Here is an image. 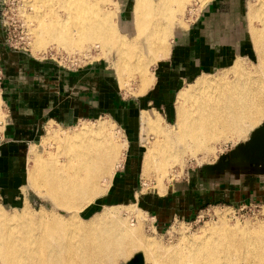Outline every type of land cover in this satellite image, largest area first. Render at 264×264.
<instances>
[{"label": "bare ground", "instance_id": "bare-ground-1", "mask_svg": "<svg viewBox=\"0 0 264 264\" xmlns=\"http://www.w3.org/2000/svg\"><path fill=\"white\" fill-rule=\"evenodd\" d=\"M24 1L36 12L32 20L38 47L53 42L69 54L74 50L81 53L102 39L103 48L118 53L116 74L123 88L138 77L144 93L155 80L150 66L169 54L176 25L165 20L171 13L163 9L168 0H136L132 39L117 34L107 0ZM60 10L67 15L57 14ZM260 15L262 28L253 30L256 59L251 70L238 60L220 77H199L179 91L172 125L156 111L143 112V128L157 136L143 158L147 175L155 170L160 177L164 162L178 163L186 155L196 158L214 151L216 144L244 139L264 119V7ZM112 133L102 123L97 128L84 126L65 137L49 134L44 143L54 140L66 146L65 161L59 162L54 155H37L27 183L34 190L44 187L54 210L70 212V220L54 211L48 220L35 223L24 212L28 221L23 227L17 222L20 216L0 215V264H118L134 252L142 253L148 264H264V221L234 227L221 223L220 229H202L194 238L185 237L172 247L146 238L140 225L120 217L115 207L101 216L95 211L90 214L88 217L100 218L95 223L80 222V211L106 192L114 168L119 166L125 145Z\"/></svg>", "mask_w": 264, "mask_h": 264}, {"label": "rangeland", "instance_id": "rangeland-1", "mask_svg": "<svg viewBox=\"0 0 264 264\" xmlns=\"http://www.w3.org/2000/svg\"><path fill=\"white\" fill-rule=\"evenodd\" d=\"M99 1L102 2L103 0ZM107 1L111 5H108L106 9L112 11L110 21L111 24L113 23L112 25L116 26L117 34L122 38L128 39L131 37L130 39H132V32L135 26L134 18L131 29L132 31L128 30L125 33L120 30L121 25L119 20L124 22L129 19V12L133 5V0ZM153 1L157 2V0ZM159 1L161 0H158V2ZM191 1L192 0H168V4L165 3L166 5L163 9H167L171 12L168 15L169 17L165 18V20L173 21L172 23L176 25L174 30L176 28L178 29L179 27L183 28L186 26L183 18L185 17V11L191 4ZM199 1H201L204 5L209 0ZM257 1L258 0H250L241 13V26L243 31H246L250 25L248 18L250 4H256ZM195 7L198 8L199 6L196 5ZM56 13L60 14L62 17L67 15L63 10L57 11ZM194 16L195 14L192 15V17ZM32 19H36V12L31 6L26 4L24 0H1L0 35L2 37L3 45L9 49H13V46H16L14 50L25 51L27 53H31L32 55H36V57L50 60L67 70L94 67L97 70V102L98 104H106L108 107L106 113L96 115L92 118L82 119L68 127L56 126L51 122L45 124L38 138L32 142L34 149L32 150L31 155H29V150L26 156V165L24 170L25 177L20 190L21 194H19L14 203L4 201L0 198V215L4 214L12 218L20 216L22 219L17 222H22L21 226L24 225L23 227L27 226V223L24 222L28 221L25 220V215H22L24 212H28L35 223H38L40 220H48L49 216L54 211L64 216L67 220H70V212L65 213L62 210H54L53 205L47 198L46 192H44L46 190L44 187L43 188L45 190L43 188H41V191L39 190L40 188L34 190V188L27 183L28 172L34 169L37 155L38 158L43 154L51 156L54 155L58 161L60 159L59 162L63 163L65 161L64 152L66 151V146L61 145L58 142L56 143L54 140H51L46 144L44 143V146L42 144L43 138L47 136L49 126H51L49 134L53 133L65 137L67 135H72L84 126L97 128L100 124L106 123L113 130L112 135H114L119 142L124 143L125 145L123 153L119 159L120 163L118 162L119 166L114 168L112 177L116 172H119L121 164L125 161L128 162V175L131 183L127 186H129L131 190L130 192H127L126 195L128 196L125 198L113 199V197L109 195L110 186H108L106 192L102 196L95 198L89 206L80 211L79 215L82 218V220L78 219L80 222L95 223L100 218L94 217V215L88 217L90 214L95 211L94 214H96V216H101V214L106 213V211L108 212L110 208L115 207L114 211H119L118 213L120 217L130 221L131 224L136 226L140 225L146 238L155 240L158 243H161L162 246L172 247L179 245L181 240L185 237L194 238L195 235L202 229L205 230L211 227H217L220 229L219 225L221 223H224L229 227H234L236 224L239 226L247 224L253 226L256 223L264 221V194L262 195L264 192V157H255L256 159H250L247 160V162L243 159L235 160L234 162L237 161V163H245L248 165V162H250L252 165V167L240 165L235 168L233 166L234 162L228 158L229 152L236 146V144L246 140L250 131L256 128L262 121L249 130L244 139H239L236 142L227 141L216 144L214 145V151L202 152L196 158L186 155L183 156L178 163L175 162L174 164H171L170 161L164 162L165 174L163 173L160 177L158 173H155L157 172L155 170L152 172L150 171L147 175L143 168V158L149 146L156 142L157 136L154 131H148L146 128H144V133L142 134L141 116L143 112L156 111L163 117L165 123L172 125L176 120L177 95L179 91L194 83V81L197 80H194L196 77L190 78L189 80L178 81L177 83H173L172 80L171 83L160 82V74L161 72L164 73V70L161 69V67L162 64H165L164 62L167 59V56L163 59L157 60L155 64L153 63L150 66V71L155 75V80L153 85L150 86L144 93L138 84V77H136L134 81L132 80L128 86L123 88L120 85V81L117 76L118 72L116 74L118 53L115 49L103 48L102 39L95 41L89 49L82 51L81 53L78 50H74L72 54H69L61 47H58L55 43L53 44V42H47L44 44L45 47L40 48L36 45V37L34 35L35 27ZM254 25L258 28L261 26L258 21H254ZM23 34H25L26 39H23L22 42L20 38ZM245 37L247 40V33H245ZM254 58V54L251 52L250 55L242 58V62L248 69L251 70L253 66L251 64H253L254 61L252 60ZM229 65L224 68H215L207 73L212 74V76L220 77L226 73V70L230 69ZM223 69L225 70L222 71ZM104 78L110 83H104ZM169 79L170 78H168V80ZM129 106L131 110L129 109ZM126 115L134 118L136 122L135 132L132 137H128L124 132V128L119 124V118L123 116L125 117ZM47 126L48 128L46 129ZM52 129H65L67 131L58 132ZM257 152L260 154L261 149ZM258 153H256V155H259ZM126 162L124 164H127ZM217 163L227 164L225 167L226 169H223L219 176L215 175L216 172L214 175H211L212 173L207 174L206 170L202 171L201 169L207 165ZM215 176L218 178L231 177L234 179H237L240 176H251L252 180L257 181L258 185L261 187L259 189H256L257 187H255L252 192L249 190L250 193L246 192L242 195L240 200L234 204L228 202L211 203L208 205L204 204L195 216H198L199 221H184L177 218L166 225L157 226L158 224L156 223L154 214L147 210L143 205V199L145 200L147 195L151 197L165 196L175 187L182 186L183 182L187 181L190 183L193 178L200 179L201 177H204V181H215L214 179L217 178ZM253 186H256V184ZM132 191L135 193L133 194V197H131ZM255 193L256 196L254 197L253 195ZM17 222H14V224ZM34 222H31L30 225H34ZM186 223H188V225ZM33 228L35 230V227ZM207 236L208 235H206V237ZM135 253L138 252H134V254ZM139 254L142 256V264H148L144 261L143 254ZM132 256L133 255H131V257ZM126 261L119 262L118 264H124Z\"/></svg>", "mask_w": 264, "mask_h": 264}, {"label": "crops", "instance_id": "crops-1", "mask_svg": "<svg viewBox=\"0 0 264 264\" xmlns=\"http://www.w3.org/2000/svg\"><path fill=\"white\" fill-rule=\"evenodd\" d=\"M247 1L209 0L203 5L199 0H192L191 4L199 2L197 4L199 7L196 10V7L194 9L187 7L183 18L186 26L175 29L168 57L161 67L164 73L160 74V82L171 83L172 80L173 83H177L199 75V77L212 75L204 73L215 68H224L233 61L229 67L231 68L234 63L247 57L251 52L254 54L255 58L252 60L254 61L256 50L253 30L262 28L263 18L260 9L264 7V0L250 4L248 12L250 25L248 30L243 31L241 13ZM135 2L136 0H133L129 19L124 22L118 19L120 30L124 33L132 31ZM192 10L197 13L193 19ZM254 21H258L261 26L256 27ZM246 32L249 41L246 40ZM33 55L6 48L0 35L2 100L7 110V124L0 143V198L12 203L21 194L28 151L30 150L31 155L34 149L32 142L38 138L44 125L51 122L56 126L68 127L82 119L106 113L108 107L97 102V70L94 67L67 70L50 60ZM103 82L108 81L104 78ZM119 124L124 128L126 135L132 137L135 132V119L126 115L119 118ZM141 129L143 134L142 122ZM50 130L51 126L47 136ZM47 136L42 140L43 146ZM244 160L247 162V159ZM124 163L109 182V195L113 199H123L131 190L127 186L131 183L128 175L129 164ZM248 163L247 165L236 161L233 166L252 167L251 163ZM201 169L204 171V167ZM214 180L204 181V177L193 178L190 183L183 182L182 186L175 187L165 196L147 195L145 200L143 199V205L154 214L157 226H162L177 218L191 221L204 204L220 202L234 204L246 192L250 193L255 187L256 189L261 187L251 176H240L237 179L217 177ZM254 184L256 186H253ZM131 194L133 197L134 191ZM253 196L255 197L256 193Z\"/></svg>", "mask_w": 264, "mask_h": 264}, {"label": "water", "instance_id": "water-1", "mask_svg": "<svg viewBox=\"0 0 264 264\" xmlns=\"http://www.w3.org/2000/svg\"><path fill=\"white\" fill-rule=\"evenodd\" d=\"M261 149L259 154L257 151ZM258 153L259 155H256ZM264 157V120L253 130L250 131L248 137L243 142L236 144V146L229 152V160L234 162L238 159H256ZM226 163H217L213 165H207L204 167L207 174L220 175L223 169H226ZM217 177V176H215ZM124 264H142V256L139 253L133 254V256L127 260Z\"/></svg>", "mask_w": 264, "mask_h": 264}, {"label": "built area", "instance_id": "built-area-1", "mask_svg": "<svg viewBox=\"0 0 264 264\" xmlns=\"http://www.w3.org/2000/svg\"><path fill=\"white\" fill-rule=\"evenodd\" d=\"M190 5L188 6V8L194 9L195 6L197 5V3H192ZM23 39H25V34H23V36L20 38V40H22V42H23ZM15 48H16V46H13V49H15ZM2 81H3V69H2V66L0 63V143L3 140V133H4V129H5L6 124H7V110H6V107L4 106L3 100H2ZM193 221H199L198 216L195 217L193 219ZM186 224L188 225V223H186Z\"/></svg>", "mask_w": 264, "mask_h": 264}, {"label": "flooded vegetation", "instance_id": "flooded-vegetation-1", "mask_svg": "<svg viewBox=\"0 0 264 264\" xmlns=\"http://www.w3.org/2000/svg\"><path fill=\"white\" fill-rule=\"evenodd\" d=\"M249 1H250V0L247 1L246 6H247V4H248ZM196 9H197V8H195V10H196ZM192 19H193V17H192ZM188 21H190V20H188ZM247 30H248V29H247ZM246 33H247V32H246ZM248 41H249V40H248ZM235 58H237V57H235ZM235 58H234V59H235ZM232 62H233V61H232ZM232 62H231V63H232ZM231 63H230V65H231ZM230 65H229V67H230ZM204 74H208V73H204ZM201 75H202V74H201ZM199 76H200V75H199ZM199 76H197L194 80H196ZM194 80H193V81H194ZM194 82H195V81H194Z\"/></svg>", "mask_w": 264, "mask_h": 264}]
</instances>
